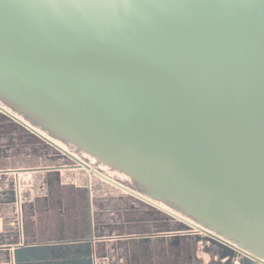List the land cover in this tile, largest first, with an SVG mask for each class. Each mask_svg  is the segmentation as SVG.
<instances>
[{
    "label": "water",
    "instance_id": "obj_1",
    "mask_svg": "<svg viewBox=\"0 0 264 264\" xmlns=\"http://www.w3.org/2000/svg\"><path fill=\"white\" fill-rule=\"evenodd\" d=\"M0 100L153 198L264 217V0H0Z\"/></svg>",
    "mask_w": 264,
    "mask_h": 264
},
{
    "label": "flooded vegetation",
    "instance_id": "obj_2",
    "mask_svg": "<svg viewBox=\"0 0 264 264\" xmlns=\"http://www.w3.org/2000/svg\"><path fill=\"white\" fill-rule=\"evenodd\" d=\"M151 195L0 100V264H264L248 207L219 224Z\"/></svg>",
    "mask_w": 264,
    "mask_h": 264
},
{
    "label": "crops",
    "instance_id": "obj_3",
    "mask_svg": "<svg viewBox=\"0 0 264 264\" xmlns=\"http://www.w3.org/2000/svg\"><path fill=\"white\" fill-rule=\"evenodd\" d=\"M1 227H2V224H1V220H0V229H1Z\"/></svg>",
    "mask_w": 264,
    "mask_h": 264
}]
</instances>
